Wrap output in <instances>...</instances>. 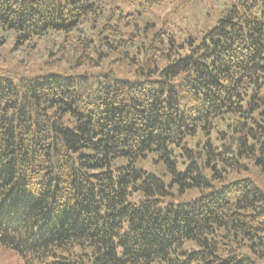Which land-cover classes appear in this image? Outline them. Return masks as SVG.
<instances>
[{
    "label": "trees",
    "instance_id": "16d2710c",
    "mask_svg": "<svg viewBox=\"0 0 264 264\" xmlns=\"http://www.w3.org/2000/svg\"><path fill=\"white\" fill-rule=\"evenodd\" d=\"M2 51L21 264H264V0H0Z\"/></svg>",
    "mask_w": 264,
    "mask_h": 264
},
{
    "label": "rangeland",
    "instance_id": "374dc122",
    "mask_svg": "<svg viewBox=\"0 0 264 264\" xmlns=\"http://www.w3.org/2000/svg\"><path fill=\"white\" fill-rule=\"evenodd\" d=\"M14 51L7 52V51H2L3 54V59L1 61L0 59V64H3L4 66H15L19 65L18 63V56H15L16 54H13ZM140 166L142 168L155 172L157 173L159 171V168L157 167V164H153L148 160H143L140 163ZM188 197V196H187ZM187 197H181L178 196V201H183V199H188ZM0 264H21L18 256L15 255L14 253H11L10 250L7 248H4L3 246H0Z\"/></svg>",
    "mask_w": 264,
    "mask_h": 264
}]
</instances>
